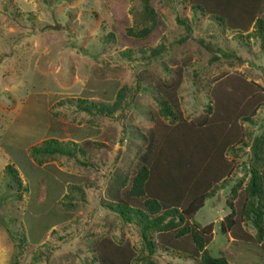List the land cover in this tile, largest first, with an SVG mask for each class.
Segmentation results:
<instances>
[{
	"label": "rangeland",
	"instance_id": "rangeland-1",
	"mask_svg": "<svg viewBox=\"0 0 264 264\" xmlns=\"http://www.w3.org/2000/svg\"><path fill=\"white\" fill-rule=\"evenodd\" d=\"M248 2L220 20L195 0H149L151 14L142 0H0V264H101L114 246L131 264H201L172 245L186 237L152 227L146 239L135 210L128 222L110 207L146 211L129 190L140 165L156 160L168 167L154 169V189L186 187L185 205L189 190L207 194L183 224H211V255L264 264L246 193L264 162V104L238 119L242 142L225 149L223 166L188 178L168 165L213 123L224 134L233 101L264 96V0ZM200 40L233 55L211 61ZM48 141L75 155L42 153ZM217 170L224 176L213 180Z\"/></svg>",
	"mask_w": 264,
	"mask_h": 264
},
{
	"label": "trees",
	"instance_id": "trees-1",
	"mask_svg": "<svg viewBox=\"0 0 264 264\" xmlns=\"http://www.w3.org/2000/svg\"><path fill=\"white\" fill-rule=\"evenodd\" d=\"M142 1L143 10L147 14H151L150 6L148 4L149 0ZM248 1L249 0H210L213 6H207V2H204V0H195L196 3L191 5L200 10L209 11L215 15V17H218L220 20H224L226 18L231 19V11L239 13L237 12V8H240L242 11L247 9L250 5V2ZM177 20L185 24L186 30H188L187 32L190 31V26L186 24L184 20L178 18ZM256 20L259 24H261V18H256ZM229 25H233L231 20L229 21ZM200 41L208 51L213 53L210 58L211 61H216L219 58L216 52H220V55L223 57L233 55L229 52H223L219 47L214 46L210 42L203 43L202 40ZM238 59L240 58L238 57ZM244 97L245 102L233 101L234 104L231 106L235 109L228 114L229 117L227 115L228 119L226 122L229 124V128L224 134L222 133L223 129L220 127L221 131L216 129L213 123V127H211L212 131L205 135L204 140H200V142L192 145L194 149L190 153L183 152L179 156L173 157V162L170 161L168 165L170 167H175V165H177L178 170L182 172V174H185L188 178L190 174L194 173L197 169L201 168L202 171L205 172L208 167H212L213 169L215 166H218L217 168H219L220 165L223 166L226 161L223 156L225 149L230 147L234 140L242 142V140H240L242 136H239L240 133L238 131L239 125H236L238 119L240 118L241 120L251 121L257 108L264 104V96L258 97L253 93H246ZM242 104H244V106H242ZM162 105L166 112L171 111L170 106L166 101H163ZM231 106H228L227 104L228 108H231ZM100 111H104V107L101 108L100 106ZM253 141L255 147L258 141H260V138L255 137ZM41 151L44 154L58 152L69 156L75 155L71 149L57 144H50L49 141L45 142ZM177 151L180 150H176L173 146L169 147L167 150V152L171 154H174ZM203 164H205V166H203ZM159 166L168 167L167 163H163L159 160H156L149 166L147 163L143 162L132 178L129 195L144 196L142 203L146 208V211L141 210L140 208H132V206L126 202H119L115 204V206L111 205V209L121 213L124 212L125 214L123 217L128 222L135 221L126 213V211L135 210L139 216V223L145 221L144 224L142 223L140 225L142 236L146 239L147 230L152 227L157 228L160 232L169 230L174 231L175 239H183L186 237L183 239L185 242L182 241L183 244L173 243L172 245L177 249L184 250L192 254L193 256L199 255L201 264H236L228 261L224 256L211 255L206 249V244L210 240L209 233L211 232V224H206L200 228L195 226L191 227L188 223L183 224L187 215L195 213L203 206V200L207 194L203 192L199 195V197H197V194H195L197 189L189 190L191 192H189L188 196L192 194L193 196L189 199L186 205L183 201L185 197L182 194L183 192H181L186 191L184 190L186 187H184V189L177 187L169 189L170 194L166 196V193H164V186L160 187L161 191L154 189V184L157 182V179L155 178H159L157 171H154V169H157ZM214 173L215 177H213V180H218L219 178L221 179L224 176L223 173L219 175L218 170ZM207 180H209V178L208 176H205L204 185L208 184L205 183L208 182ZM202 184L203 183L201 181V185ZM151 190H155L158 194L152 192ZM246 193L248 195L247 214L249 215V213H251L250 217H252L253 222L258 229L259 235H264V230L262 229V217L264 213V162H262L260 167L253 166L251 168V174L246 186ZM182 204L185 206H182ZM180 206L183 208L180 209ZM150 214L153 215L151 216ZM229 218L230 216H228L227 219ZM229 223L230 222H228L227 226L220 224L222 233H224L226 229L230 228ZM131 258V252L127 254L120 246H114V248L108 253L99 257L101 264H131Z\"/></svg>",
	"mask_w": 264,
	"mask_h": 264
}]
</instances>
